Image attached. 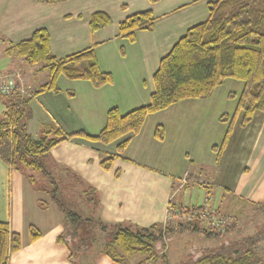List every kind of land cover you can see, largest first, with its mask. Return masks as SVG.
<instances>
[{
    "label": "crops",
    "instance_id": "obj_1",
    "mask_svg": "<svg viewBox=\"0 0 264 264\" xmlns=\"http://www.w3.org/2000/svg\"><path fill=\"white\" fill-rule=\"evenodd\" d=\"M207 2L208 0H64L46 3L35 0H0V75L15 78L28 88L26 93L20 94L31 97L29 105L32 116L27 122L28 132L34 139H38L42 123L59 127L60 120L40 98L48 96L52 90L36 94L50 81L48 69L42 64H25L17 51L12 50V44L30 38L36 29L44 28L49 32L51 51L57 58L94 48L101 69L113 74V82L97 88L87 80L66 77L73 82L70 84L59 76L57 85L66 84V89L73 90L74 97L71 99L76 98L78 93L74 89L81 86L89 92L88 102L99 109L100 115L104 112L106 114L114 106L125 113L150 101V95L155 89L153 76L161 58L170 52L191 26L208 18ZM146 9H152L157 18L155 28L138 31L134 42L119 37L120 22L127 16ZM98 11L110 15L111 23L93 30L90 20ZM122 46L124 52L121 51ZM39 74H43L44 78L39 86H35L31 81ZM58 87L62 89L59 85ZM204 100V97L184 99L149 114L145 122L154 114L157 116L155 123L163 125L162 140L155 136L157 125L143 135L146 128L150 129L146 123L139 133L130 132L109 144L78 136L64 140L56 147L61 145L62 149H66L64 144H74L82 149L77 156L56 157V169L63 172L71 170L74 167L71 164H79L77 167L80 169L76 168L79 173L74 171L85 179L88 188L95 189L100 195L101 202L96 205L97 213L101 212L98 219L103 218L102 221H107L106 223L125 222L149 226L159 221H171L170 211L175 204L170 193L176 186L171 177L175 179V175H178L168 176L167 172L155 166L157 164L154 163V158L162 157L166 148L176 149L177 145H186L182 154L186 155V160L198 163L199 175L203 174L204 164L214 159L208 184H212V189L216 188L217 191L212 197L209 193L206 203L209 200L208 203L214 205L217 202L214 198L217 196L220 204L223 197L231 195L232 200H240L242 205L264 206V112L256 114L246 126L241 125L243 113H238L222 157L217 162L213 150V156H195L200 154L199 145L190 134L182 130L191 129V118H187L185 123L188 114H205V118L199 117L202 123L207 119V114L219 120L220 113L223 112L214 113L210 108H203L201 102ZM68 108L72 109L71 106ZM95 108L85 110L94 113ZM59 112H55L56 115ZM100 123L102 122H98L101 126H98L101 129L103 124ZM224 124L223 133L218 132L221 133V140L227 128V123ZM126 139H129L127 146L123 152H119L118 144ZM215 139H218L217 136ZM156 149L161 152L153 153ZM110 155H114L115 159L112 168L106 170L101 166V161ZM173 157L172 153H168L165 161L171 163ZM190 174L189 171L188 179ZM26 189L25 176L20 171L11 169L0 158V221L8 222L11 229L22 236V247L10 255L8 264H74L70 257L71 245L78 249L72 254L76 264H115L104 252L110 236L107 239L104 235L98 238L83 231L70 245L59 241L58 237L65 232L63 211L60 207L51 209L47 204L41 205L36 197L27 203ZM30 224L42 232L33 241L30 240ZM90 224L86 221V225ZM79 243L84 246L78 245Z\"/></svg>",
    "mask_w": 264,
    "mask_h": 264
},
{
    "label": "trees",
    "instance_id": "obj_2",
    "mask_svg": "<svg viewBox=\"0 0 264 264\" xmlns=\"http://www.w3.org/2000/svg\"><path fill=\"white\" fill-rule=\"evenodd\" d=\"M35 1L55 3L64 0ZM207 6L208 18L191 26L170 52L161 58L153 76L155 89L150 95V101L125 113L117 106L109 108L105 124L98 133L92 134L85 130L64 133L60 127L52 124L42 126L40 137L34 139L27 130V122L32 116L29 105L31 97L15 92L0 93V99L5 105L0 117V158L11 169L35 181L34 174L28 171L41 172L43 176L51 175L41 156L49 153L60 142L78 136L109 144L130 132L139 133L149 114L184 99L206 97L227 78H234L243 81L244 86L239 95L229 94L238 98L234 113L225 112L219 117L220 121L227 123L221 144L212 146L216 161L219 162L238 113H243L241 125L246 126L256 113L264 112V0H208ZM156 20L152 9L135 12L120 22L118 36L134 42L138 31L153 30ZM110 23V15L101 11L95 12L90 20L93 30ZM11 48L17 51L25 64H42L48 69L50 81L36 94L46 90L59 91L57 79L61 75L69 79L87 80L97 88L113 82V74L101 69L94 48L57 58L51 51L49 32L44 28L36 29L30 38L12 44ZM121 51H125L123 46ZM155 136L160 140L164 138L163 125H157ZM128 142L129 139H126L118 144L119 152L124 151ZM114 159V155L108 156L101 161V166L106 170L111 169ZM54 182L56 197L58 184ZM203 207L192 206V209L186 210H202ZM60 208L65 217V232L58 240L70 245L75 237L86 231L83 228L86 221L93 219L84 218L62 204ZM100 221L97 223L100 229L110 232L104 252L115 264H130V257L135 254L144 256L136 264H159L164 256L161 247L174 231L187 229L193 233H202L207 238L221 237L225 233L201 225L200 220L198 223L179 221L175 228L166 222L139 226ZM29 232L31 241L42 235L33 224L29 225ZM261 237L262 234L246 237L222 249L205 248L195 264H258L255 249ZM21 247V234L13 231L8 222L0 221V264L8 263L10 255ZM76 247L71 245L70 257L74 264L76 261L72 254L78 250Z\"/></svg>",
    "mask_w": 264,
    "mask_h": 264
},
{
    "label": "rangeland",
    "instance_id": "obj_3",
    "mask_svg": "<svg viewBox=\"0 0 264 264\" xmlns=\"http://www.w3.org/2000/svg\"><path fill=\"white\" fill-rule=\"evenodd\" d=\"M47 74L49 76V72H47ZM43 78L44 75L42 74L41 76L39 74L38 77L33 78L31 82H34L35 86H39L42 83ZM61 78L66 83H73L64 75H61ZM58 85L62 87L61 90H52L49 92L48 96L45 97V95H43L40 96V98L45 102V105L50 108L51 112L55 116H59V127L61 130L64 133H70L77 130H85L92 134L98 133L100 131L99 126H101L98 122H102L100 124H103L104 126L106 114L104 112L100 115L99 109L95 108V105L88 102L90 99L89 92L85 91L81 86L77 87L78 89H74L78 92L77 96L76 98L71 99L74 97L73 90L66 89V84L58 83ZM243 86V81L236 80L234 78H227L223 84L216 87L214 91L207 96L209 98L204 97L205 100L201 102V106L203 108H210L209 110L214 113H225L226 111L229 114H233L238 98L232 97L229 94L236 93L239 95ZM31 92H34L33 88L31 89ZM51 106L53 107L51 108ZM69 106L72 107L71 110H69ZM56 107L57 109H55ZM4 108L5 105L0 99V117L2 116ZM90 108H95L94 113H89L85 110ZM56 110L61 113L59 112V115H56ZM71 111L74 112L72 113ZM223 113L220 114L222 115ZM183 114L186 113H182V115ZM204 116L205 114H188L185 123H187V118H191V129H182L184 132L191 135L193 141H197L199 145L198 154L200 153L199 155H195L197 157H206L207 155L213 156L211 152V144L220 145L223 140H221V133H219V135L218 132L223 133L225 125L224 122L219 121L217 117H211L207 114V119L202 123L199 120V117L205 118ZM60 117H62V119ZM156 117L157 116L152 114V116L144 122L150 129L146 128L144 132L145 134L143 135L148 134L149 130H152L153 127L155 128L157 123H155L154 119H156ZM41 125L46 126L52 124L42 123ZM192 125H194L193 128ZM215 131L217 132L213 133ZM216 136L218 139H215ZM64 146L68 150L62 149L61 145L58 147L55 146L49 153L41 156V160L50 172L51 175L49 176L51 177L48 175L43 176L41 172H33L31 170L28 171L29 174H34L35 181L31 178L25 177V186L27 188L25 191L26 202L28 203L31 199L36 197L39 198L40 203L47 204V206L52 207L51 209H57L59 206L61 207L62 204L65 208H70L85 217L93 219L92 222L89 221L91 223L90 225H83V228L87 231V235L94 237L98 236V238L104 235L107 239L110 232H105L103 234L97 224L99 220H101L100 222L102 223L107 222L104 220L102 221L103 218L98 219L100 218L98 214L101 212L97 213L98 209H96V205L101 202L100 195L95 189L93 190L92 188H88L89 185L85 179L78 176L79 171L77 169L80 168L77 166L79 164H71L74 167L71 166V170L67 169L63 172L62 170L59 171V169H56V157H61V155H69L70 157H73V155L77 156L79 151L82 149L80 146L74 144H64ZM181 146L182 145H180V147ZM180 147L177 145L176 149H174V147L172 149L171 147L168 149L166 148L165 154H162V157H159V159L154 158V163L157 164L155 166L160 168V170L167 172L166 174L168 176L169 174L170 176L178 174L175 175L177 176L175 179L174 177H171V179L175 181L176 186L171 191L170 198H172V202L175 205L180 206L175 207L174 205L173 209L170 211L171 221L168 220L166 223L175 228L179 221H196L198 223V220H200L201 225L212 227L213 229L221 230L223 232L225 231V233L221 237L207 238L202 233H193L187 229L184 231H174L170 234V237L165 240L164 246L161 247V251L164 256L159 264H195L196 260L205 248L222 249L227 245H235L236 243L244 240L246 237L258 234H262V240L256 247L255 251L256 256L259 258L258 264H264V206L260 207L258 205H249L245 203L242 205L240 200H232L231 195L223 197V201H221L220 204L218 203L219 197L217 196L214 198V200L217 201L214 205L208 203L209 200L206 203L209 193L212 197V194H215L217 191L216 188L212 189V184H208L211 180L210 175L211 168L213 169L214 166L212 164L214 159H211L208 163L204 164L203 174L199 175L198 163L186 160V155L182 154V150L186 148V145H183L182 149ZM160 152L161 151L157 149L153 150V153ZM168 153H172L174 156V160L171 163H167V161H165V156ZM189 171L191 174L188 179L187 175ZM180 175L183 176L181 179H178ZM54 180L58 184V194H56V197ZM179 184L182 186H179ZM206 186L209 187L207 188ZM184 204H201L204 207L202 210L187 211L186 209H192V206H185ZM209 212L214 214L213 223L212 219L209 218ZM159 222L165 223L163 221ZM229 225H232V227L230 228ZM229 228L230 230L227 231L226 229ZM143 258L144 256L142 254H135L130 257V264H136Z\"/></svg>",
    "mask_w": 264,
    "mask_h": 264
},
{
    "label": "built area",
    "instance_id": "obj_4",
    "mask_svg": "<svg viewBox=\"0 0 264 264\" xmlns=\"http://www.w3.org/2000/svg\"><path fill=\"white\" fill-rule=\"evenodd\" d=\"M28 89L23 86L22 83L17 82L15 78L9 77L7 75H0V93L10 94V93H19L24 94ZM209 218L214 221V214L209 212Z\"/></svg>",
    "mask_w": 264,
    "mask_h": 264
}]
</instances>
